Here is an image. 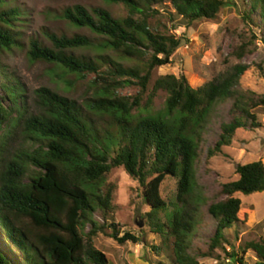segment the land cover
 Here are the masks:
<instances>
[{
	"label": "trees",
	"instance_id": "obj_1",
	"mask_svg": "<svg viewBox=\"0 0 264 264\" xmlns=\"http://www.w3.org/2000/svg\"><path fill=\"white\" fill-rule=\"evenodd\" d=\"M100 1L122 6L124 16L99 6L66 7L59 16L72 30L70 35L43 33L46 42L30 38L26 46L30 62L50 65L63 79L92 77L94 93L85 105L40 88L34 91L37 112L26 115L24 89L0 66V129L20 128L27 138V145L0 153L4 243L22 264H107L106 255L93 245L99 235L118 245L140 241L130 233L119 235L116 188L103 181L110 170L120 168L140 187L148 207L146 227L160 242L149 246L155 256L150 264H166L158 259L163 251H169L170 264H200L197 257L213 258L215 264H245L248 252L246 264H264V238L235 246L238 231L225 234L245 223L238 217L241 203L235 195L264 192L260 161L237 165V179L219 187L207 207L216 225L207 251L189 252L196 211L190 199L193 169L203 152L201 131L210 113L218 104H229L228 121L220 124L207 158L221 154L236 130L260 128L258 117L264 115V93L240 84L248 68L241 60L253 52L252 43H234L228 56L238 63L195 89L183 75L152 81L153 71L171 64L180 46L170 31L215 20L226 1ZM241 2L252 39L256 28L264 44V0ZM23 14L14 0H0V53L21 47L18 26ZM73 30H86L90 36ZM131 87L133 95H120ZM160 92L165 94L164 112L151 114ZM168 178L175 180V190L162 197L160 188ZM0 264H12L1 250Z\"/></svg>",
	"mask_w": 264,
	"mask_h": 264
},
{
	"label": "rangeland",
	"instance_id": "obj_2",
	"mask_svg": "<svg viewBox=\"0 0 264 264\" xmlns=\"http://www.w3.org/2000/svg\"><path fill=\"white\" fill-rule=\"evenodd\" d=\"M226 6L222 8L215 20H198L189 28H177L171 30L180 41V46L171 64L156 68L152 73V81L158 76L183 75L191 88L218 78L229 71V68L238 63L228 55L234 43L245 39L252 43L253 52L245 56L241 63L248 66L240 78V84L244 89L256 93H264V44L261 41L262 32L254 28L256 38L252 39L249 26L243 21L241 15V0H224ZM23 10L22 22H19L21 47H15L10 51L0 53V66L3 72L10 75L25 91L26 115L36 113V97L34 91L47 88L56 91L78 104L85 105V100L93 96L94 88L90 84L92 77L85 80L54 74L51 66L41 62H30L26 55L28 40L38 39L46 42L43 33L70 35L68 25L60 18L59 14L66 7L81 5L86 8L104 7L115 16H124L125 10L120 5H108L100 0H14ZM254 14H257L255 11ZM253 29V28H252ZM78 34L90 36L86 30H73ZM93 38V37H92ZM80 52V50L76 51ZM109 54V53H108ZM117 60L116 57L112 56ZM58 74V71H56ZM134 88L120 91L121 96H131ZM165 94L158 93L151 108V114L164 112ZM228 103L214 106L207 123L201 131L202 155L193 169L192 191L190 199L195 202L194 229L190 235L189 252L193 255L206 252L208 243L215 232V223L207 214V207L212 201L216 191L222 184L237 179L235 168L260 161L264 167V115L258 117L260 128L255 130H236L228 147L222 149L221 154L207 158V150L212 148L218 140L220 124L228 121ZM27 145V138L23 137L20 128L3 126L0 129V153L19 149ZM103 181L115 186L114 195V221L117 224L119 235L130 233L139 238L137 244L130 242L118 245L112 239L99 235L93 242L94 248L106 255L107 264H150L149 259L155 258L150 252V245H159L160 242L150 234L146 227L144 214L148 211L147 205L141 197L140 187L132 181L120 168L112 169L104 176ZM175 180L168 178L160 188L162 197L170 196L175 190ZM240 200L239 219L245 218L244 225L225 231L231 234L238 231V239L235 246L249 241H258L264 238V192L252 195L236 194ZM93 219L101 222L94 215ZM141 224V227L139 225ZM87 230V229H86ZM143 239L148 245L143 244ZM224 248L227 247L224 245ZM0 250L12 262L22 264L18 253H14L4 243L0 233ZM158 258L170 264L169 251H163ZM167 254V255H166ZM216 254L221 255L220 251ZM222 256V255H221ZM249 252L244 255L248 262ZM147 258V259H146ZM200 264H215L213 258L197 257ZM245 263V264H246Z\"/></svg>",
	"mask_w": 264,
	"mask_h": 264
},
{
	"label": "water",
	"instance_id": "obj_3",
	"mask_svg": "<svg viewBox=\"0 0 264 264\" xmlns=\"http://www.w3.org/2000/svg\"><path fill=\"white\" fill-rule=\"evenodd\" d=\"M139 227H141V224L139 225Z\"/></svg>",
	"mask_w": 264,
	"mask_h": 264
}]
</instances>
